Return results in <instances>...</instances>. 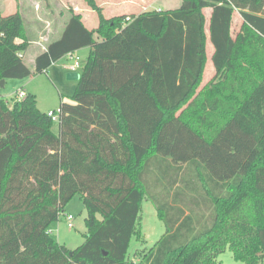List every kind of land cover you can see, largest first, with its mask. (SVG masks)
I'll list each match as a JSON object with an SVG mask.
<instances>
[{"label": "trees", "instance_id": "1", "mask_svg": "<svg viewBox=\"0 0 264 264\" xmlns=\"http://www.w3.org/2000/svg\"><path fill=\"white\" fill-rule=\"evenodd\" d=\"M85 1L97 28L71 12L33 70L21 15L0 16V81L89 49L71 102L58 107V134L33 94L11 108L0 98V264H215L226 250L261 264L264 0H181L129 21ZM208 40L214 76L192 99ZM76 195L87 234L69 250L48 230ZM144 199L166 231L134 263Z\"/></svg>", "mask_w": 264, "mask_h": 264}, {"label": "rangeland", "instance_id": "2", "mask_svg": "<svg viewBox=\"0 0 264 264\" xmlns=\"http://www.w3.org/2000/svg\"><path fill=\"white\" fill-rule=\"evenodd\" d=\"M39 2H41L40 6L44 7L45 6L44 3L46 2V0H39ZM75 3L79 7L80 6L85 7L86 9H88L87 11H90L92 14L94 13L93 24L92 21H87L86 27L91 28L92 26H96L98 24L96 12L91 9L88 3L85 0H75ZM52 5L56 7L57 11L62 9V11L64 12L67 10L66 8L69 7L67 6L66 3L63 4V3L54 2ZM180 5H181V0H153L152 5H150V10L151 11L157 9H160L162 11L175 10L178 9ZM101 10L104 18L106 19L113 18V17L107 18L108 16L106 14L107 12L103 11L102 8ZM15 13H19L23 19L26 39L27 37L34 38L32 37L31 33L27 32L29 31L30 21L28 20L27 6L26 4H23V0L21 1L0 0L1 17H5ZM68 13L69 12H66L64 15H62V17H64V21L66 20V18H68ZM204 14L208 15L209 9H206L204 11ZM69 15H71V13ZM62 20L63 18L58 19L59 24H62L63 22ZM240 23H241L240 15L237 12H235L232 22L233 37L237 34L238 32L237 29ZM46 34H48V31L43 32L41 36ZM42 39L43 38H39L38 40H36L34 38L33 39L34 41L32 40L33 44L37 45L39 42H41ZM42 42H46V41L42 40ZM205 51L207 58L203 71L202 80L200 86L197 88L192 99L195 97V95L199 94V92L203 89V87L214 76V70L210 60L212 54V47L209 43V40L206 43ZM88 54H89L88 48L81 49L75 54V56L79 58V62L81 64V68L76 71V74H78L79 76L82 73L83 66L88 58ZM24 62L26 63V65H28L30 69L33 70V65L28 61V59H24ZM58 63H57L58 65L62 64L61 61H59ZM71 64H73V62L69 59V65ZM69 73L71 72L67 70H61V72L54 73L56 74V76H54L52 71L49 69L48 73L46 74L45 73L35 74L27 79L2 80L4 82L1 85V81H0V98L4 99L7 103V106L11 108L13 104L17 101L16 93L21 89H23L24 91L31 93L35 96L36 105L40 112L46 114L49 111H56L60 105L61 99L71 102L70 97L72 96L76 88L77 80L67 79V74ZM183 107H185V105ZM51 129L55 134H58L59 132L58 123H53ZM64 214H70L74 217L72 228H69L67 226L66 220L64 218ZM64 214H61L58 220L50 226L49 230L52 231L50 236L58 244L65 246L69 250H74L84 243L85 236L87 234V230L84 222V219L86 217V211L83 207L79 195L74 196L70 200V202L66 205V207L64 208ZM165 231H166L165 225L160 220L154 205L149 200L144 199L141 202L140 219L138 220L139 237H137L136 235L132 237L130 242V247L128 250V259L130 260V262L137 263L141 259V255L149 251L154 246V244L162 237ZM215 264H247V263L244 260L235 259L231 251L226 250L218 256ZM261 264H264V257L261 259Z\"/></svg>", "mask_w": 264, "mask_h": 264}, {"label": "crops", "instance_id": "3", "mask_svg": "<svg viewBox=\"0 0 264 264\" xmlns=\"http://www.w3.org/2000/svg\"><path fill=\"white\" fill-rule=\"evenodd\" d=\"M15 1V0H13ZM21 1V0H18ZM63 3L67 4L69 6L66 8L67 10L64 12L61 10L57 11L56 7L53 6V3ZM96 4L103 9V11H106L107 13V18L110 17H118V16H125L126 18H132L136 17L142 13H145L150 10V5H152L153 0H95ZM39 0H23V4H26L27 6V12H28V20L30 21L29 24V33L32 34V37H34L36 40L39 38H43L42 40L46 42H39V44L35 45L33 44V39L34 38H28L27 37V42L29 43V46L27 50L24 53V59H28V61L33 64L36 56L43 51V48L51 41H54L58 39L65 27V24L70 18V13L73 11V13L78 14L82 18V22L86 27V22L87 21H92V24L94 22V13L92 14L90 11H87L83 6H78L75 3V0H46L44 3L45 6L41 7L40 6ZM52 5V6H51ZM33 8V9H32ZM17 9V8H16ZM160 10V9H157ZM154 10V11H157ZM162 11V10H160ZM66 12L68 13V18L64 21V15ZM211 14V10L209 9V14H205L206 17V31H207V25H208V19ZM30 17V19H29ZM63 18L62 24H59L58 19ZM242 22V21H241ZM241 25V23H240ZM240 25L237 29L239 31ZM98 24L96 26H92L91 28H88L90 30L96 29ZM87 28V27H86ZM48 31V34L43 35V32ZM33 40V41H32ZM23 42L22 39H17L16 43L21 44ZM78 52V51H77ZM75 52L74 54H76ZM69 59L70 56H65L63 57L61 61V65H58L59 61L53 66H50V70L52 71L53 75L56 76V72H61V70H67L69 65ZM58 65V66H57ZM56 66V67H55ZM48 69V70H49ZM48 70L46 73H48ZM45 73V74H46ZM23 90V89H21ZM24 91V90H23ZM26 94L28 92L24 91Z\"/></svg>", "mask_w": 264, "mask_h": 264}, {"label": "built area", "instance_id": "4", "mask_svg": "<svg viewBox=\"0 0 264 264\" xmlns=\"http://www.w3.org/2000/svg\"><path fill=\"white\" fill-rule=\"evenodd\" d=\"M157 12H160V10H157ZM125 21H129V18H126ZM39 44V43H38ZM43 50H45V47L43 48ZM20 57H22V54H19ZM70 56V60L73 62V64H71L68 67V71H70L71 73H76V71L78 69L81 68V64L79 62V58L75 55H69ZM26 96V93L23 90H20L16 93V100L20 101L22 99H24ZM61 111L58 108L56 111H49L46 113V115L54 122V123H58L59 120V115H60ZM64 218L66 220L67 226L69 228H72L73 226V222H74V217L70 214H64ZM52 231L48 230V234H51Z\"/></svg>", "mask_w": 264, "mask_h": 264}, {"label": "water", "instance_id": "5", "mask_svg": "<svg viewBox=\"0 0 264 264\" xmlns=\"http://www.w3.org/2000/svg\"><path fill=\"white\" fill-rule=\"evenodd\" d=\"M67 79L69 80H78L79 79V75L76 73H69L67 74ZM4 81H1V85L3 84ZM70 255L72 254L71 252L69 253Z\"/></svg>", "mask_w": 264, "mask_h": 264}]
</instances>
